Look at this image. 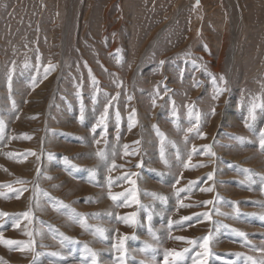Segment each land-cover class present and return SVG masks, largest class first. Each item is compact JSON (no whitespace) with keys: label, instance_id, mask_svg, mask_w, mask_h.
I'll return each mask as SVG.
<instances>
[{"label":"rangeland","instance_id":"1","mask_svg":"<svg viewBox=\"0 0 264 264\" xmlns=\"http://www.w3.org/2000/svg\"><path fill=\"white\" fill-rule=\"evenodd\" d=\"M262 138L264 0H0V264H264Z\"/></svg>","mask_w":264,"mask_h":264},{"label":"snow or ice","instance_id":"2","mask_svg":"<svg viewBox=\"0 0 264 264\" xmlns=\"http://www.w3.org/2000/svg\"><path fill=\"white\" fill-rule=\"evenodd\" d=\"M163 63V62H161ZM48 71V69H46V72ZM105 111L107 112V109H105ZM117 118L119 119V116L117 115ZM261 146L264 147V138L261 139ZM113 199H115V197H112ZM0 214H3V213H0ZM243 235V234H242ZM177 239H185L183 237H178ZM205 243L203 245V247H205V249L207 248V241H208V238L207 237H204L203 238ZM4 243L6 244H13V243H19V242H14V241H3Z\"/></svg>","mask_w":264,"mask_h":264},{"label":"crops","instance_id":"3","mask_svg":"<svg viewBox=\"0 0 264 264\" xmlns=\"http://www.w3.org/2000/svg\"><path fill=\"white\" fill-rule=\"evenodd\" d=\"M154 174V173H153ZM161 176H165V174H163V175H161ZM157 177H159V176H157ZM170 179V178H169ZM169 181V180H168ZM155 183V182H154ZM156 185H157V183H155ZM195 185L193 184L192 186H188L189 188H191V187H194ZM152 189H154V188H152ZM154 190H156V191H160L159 189H154ZM163 190V189H162ZM161 190V191H162ZM160 195H165V194H162L161 192L159 193V196ZM157 209H161L162 210V208L161 207H157Z\"/></svg>","mask_w":264,"mask_h":264},{"label":"bare ground","instance_id":"4","mask_svg":"<svg viewBox=\"0 0 264 264\" xmlns=\"http://www.w3.org/2000/svg\"><path fill=\"white\" fill-rule=\"evenodd\" d=\"M222 235V234H221ZM125 247H127V245L125 246ZM122 249V248H121ZM121 251V250H120ZM241 261H242V259H241ZM124 262V261H123Z\"/></svg>","mask_w":264,"mask_h":264}]
</instances>
